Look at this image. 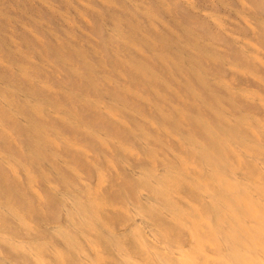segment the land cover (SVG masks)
<instances>
[{
    "label": "bare ground",
    "instance_id": "6f19581e",
    "mask_svg": "<svg viewBox=\"0 0 264 264\" xmlns=\"http://www.w3.org/2000/svg\"><path fill=\"white\" fill-rule=\"evenodd\" d=\"M101 2L87 4L99 49L49 33L85 93L47 84L54 63L37 52L31 65L12 38L0 50V264H264V123L251 112L264 119V19L237 12L251 52L190 0L177 3L212 22L206 40ZM241 75L258 90L235 87Z\"/></svg>",
    "mask_w": 264,
    "mask_h": 264
},
{
    "label": "rangeland",
    "instance_id": "374dc122",
    "mask_svg": "<svg viewBox=\"0 0 264 264\" xmlns=\"http://www.w3.org/2000/svg\"><path fill=\"white\" fill-rule=\"evenodd\" d=\"M68 1L70 5L62 3L61 0H35L33 4L28 5L21 0H0V50L2 49L3 44H8L9 39L12 38V40L19 43L21 52L25 56L30 58L31 65L37 66L40 63L39 58L36 54L37 52L45 57L46 62L48 63L46 66H50L49 63H54L55 69H53L51 66L45 69L42 68V74L44 73L46 75V80L44 81L47 84H50L53 87L62 85V87H65L71 91L81 93L84 91L80 87H78V85L75 84L74 81L66 76L62 66H60V64H58L56 61L54 62V56L58 53L64 59H67L68 62H70L72 65L77 67H79V65H77L75 60L69 54L65 53L66 50L55 49L53 42L54 38H52L49 33L53 32L56 37L60 38L61 40L63 39L64 41H66L67 43H71L72 45L81 44V46H86L85 48H90L92 46L95 49H99V36L95 32V26L96 23L98 24L100 23V21H98L93 13L88 10L89 8L87 4L89 5V7L93 6L96 10L105 7L104 5L106 4H103L101 0ZM106 1H109L113 4L110 7L112 9V12H118V10H116V6L121 3L131 11L135 12V14L137 15L136 25L138 24L142 26L145 24L146 18L143 17L141 12L147 11L152 13L156 22H165L173 28L174 26L171 23V20L176 19L199 34L201 38L205 40L207 38L204 36L205 31L202 29L205 26H200V22L207 24L211 29L214 28L212 22L206 20V17L203 13L199 14L197 19H194V17H189V13L187 15L186 10L184 8H181V6L177 3V0ZM219 1H221L222 4L217 3L216 0H190V2L197 10L201 12L205 11L211 13L214 16L215 21L223 25L224 29H230L233 35H236V37L238 36L237 38L239 47L241 45L242 49L252 52L253 46H256L257 42L251 35L243 31L241 24H244V21L243 19L238 17L237 12L242 14L247 13L250 17L258 16L264 19V0H244L243 3H239L238 0ZM135 6H137V9L134 8ZM163 8H166L169 13L163 12ZM76 9L79 11V13L75 11ZM65 19L68 20V24ZM132 22H135V20H133ZM177 31L179 32V30ZM83 35L88 38L87 45H83L79 40L80 37H84ZM20 40L22 41L20 42ZM24 41L26 44H24ZM247 41H250L251 46ZM215 45L219 47L218 49H215V51L219 55L224 57L228 54L233 58V55L231 52H229V49L234 48V46L236 47V45L233 44L231 46L228 44V46L225 47V45H222V43L219 44L218 42H215ZM219 45H221L222 48ZM28 47L34 49V52L28 50ZM223 48L225 50H223ZM87 55L90 57V60H92L93 62L95 61L93 58H91L93 55H91L90 53H87ZM105 61L107 64L110 63L106 60V58ZM118 71L121 72V70ZM216 74H219L226 80H229L232 77V74L226 70ZM34 76L38 78V80L44 79V76L42 77L37 73L34 74ZM241 76L235 77V84H233L235 87L258 90L256 89V85L253 84L252 80L247 75ZM258 91L264 98V91L261 89ZM56 96L59 97L57 98V101L61 100L59 93H56ZM251 112L252 114L258 116L261 122L264 123L261 110H253ZM79 118L83 119V121L85 122L88 121V119L84 115H79ZM1 120L2 123L5 124V121L3 119ZM63 156L64 155L61 153L60 157ZM74 167L76 170L81 171V166L74 165ZM58 169H61L62 174L68 177V179H74L67 167H58ZM46 171L47 173H49V175L51 174L48 167L46 168ZM52 178L53 177H51V179Z\"/></svg>",
    "mask_w": 264,
    "mask_h": 264
}]
</instances>
